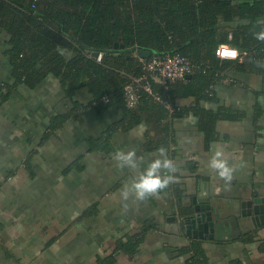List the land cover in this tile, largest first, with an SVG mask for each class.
<instances>
[{
	"label": "crops",
	"instance_id": "obj_1",
	"mask_svg": "<svg viewBox=\"0 0 264 264\" xmlns=\"http://www.w3.org/2000/svg\"><path fill=\"white\" fill-rule=\"evenodd\" d=\"M0 5H5L7 12H0V94L11 96L0 102V264H98L96 259L110 255L116 241L127 234L140 235L145 241L141 251L127 261V255L118 252L117 264H186L188 257L179 251L195 239L185 234L183 217L193 214L194 197L197 204L211 206L216 222L214 239L199 240L209 264H264V224L255 227L251 217L242 213L244 202L264 196V76L250 71L247 52L237 45L242 58L231 61L226 77L214 85L216 101L200 105L224 116L217 120L212 140L189 110L194 100L177 101L188 113L174 121V134L164 149L170 159L178 150L180 157L174 161L178 166L186 162L195 166L196 174L180 181L183 197L178 200L173 190L167 189L144 200L131 195L124 200L120 193L159 156L158 149L145 145L158 142L161 133L142 123L127 133L114 134L109 154L93 152L88 139L99 138L124 117L116 109L98 114L93 108L61 129L49 131L52 117L64 115L72 107L65 96L70 87L52 76L34 89L18 85L10 57L13 35L7 25L19 7L7 0H1ZM239 11L233 22L222 17L220 30L229 42L235 37L242 45L250 23ZM62 53L68 59L75 56L70 51ZM80 99L87 102L89 94L83 90ZM217 146L236 169L227 182L207 167ZM117 149L135 150L143 159L135 168H121L114 159ZM52 155L64 167L55 175L57 181L89 171L95 174L98 186L100 182L110 186L101 195L92 184L93 195L77 193L70 210L73 215L64 221L44 218L43 210L52 211L50 205L61 198L69 210L66 198L48 197L38 190L46 182L44 172ZM77 161L79 167L70 170ZM109 189L112 192L106 194ZM115 204L117 211L102 217ZM249 209L253 211L254 205L245 208ZM76 242L88 246L84 256L73 257L75 249L70 246Z\"/></svg>",
	"mask_w": 264,
	"mask_h": 264
},
{
	"label": "trees",
	"instance_id": "obj_2",
	"mask_svg": "<svg viewBox=\"0 0 264 264\" xmlns=\"http://www.w3.org/2000/svg\"><path fill=\"white\" fill-rule=\"evenodd\" d=\"M7 1L19 7L18 14H11L7 25L8 32L13 35L10 57L18 85L25 84L34 89L52 76L59 79L62 86L70 87L65 96L72 107L64 115L52 117L49 131L59 130L69 121L79 119L89 108L98 114L109 109L123 114L124 117L99 138L88 139L93 152L109 154L114 134L118 131L127 133L142 123L156 127L161 133L158 142H148L146 148H168L174 134V121L188 113L177 105L179 99L185 98L194 100L189 110L201 120V130L212 140L217 134V120L224 116L218 117L201 109L200 105L216 101L214 85L226 77L225 72L232 64L230 60L217 57L220 45L241 47L248 54L250 71L264 76V41L257 40L254 35L264 23V0ZM236 1L241 3L237 6ZM4 6L0 5L1 13H7ZM238 10L240 16L250 23L244 30L247 37L242 45L235 37L229 42L228 36L220 30V19L223 17L233 22ZM116 44L151 51L149 59L166 55L190 59L195 68L185 82L172 85L168 90L154 86L156 92L173 104V113L149 101L146 96L137 107L128 108L125 87L132 77L141 75L143 59L136 53H116ZM61 50L70 51L75 56L68 59ZM93 52L103 54L102 62L92 57L90 53ZM83 90L89 94L85 103L80 99ZM10 97V94H0V102H6ZM104 98L109 102L105 103ZM179 157L178 150H174L172 160ZM78 162L73 163L70 170L79 167ZM176 166V180L165 190H173L180 200L183 197L180 181L196 172L191 162ZM144 241L140 235H123L116 241L111 254L99 256L97 263L117 264L118 252L129 259L134 258ZM179 254L188 257L186 264H209L200 241L191 240Z\"/></svg>",
	"mask_w": 264,
	"mask_h": 264
},
{
	"label": "clouds",
	"instance_id": "obj_3",
	"mask_svg": "<svg viewBox=\"0 0 264 264\" xmlns=\"http://www.w3.org/2000/svg\"><path fill=\"white\" fill-rule=\"evenodd\" d=\"M254 35L257 40L264 41V23L261 24L260 30ZM221 47L225 46L222 45ZM227 58L236 60L242 57L238 49L232 48L227 52ZM165 151L163 147L158 149L159 156L148 164L139 178L133 179L130 187L126 186L124 188L120 193L124 200H127L130 195L137 200H144L150 196L158 195L176 180L177 166L172 159L167 158ZM114 159L118 162L119 167L132 169L137 167L138 161H142L143 158L138 157L135 150L122 151L117 149L114 151ZM207 167L226 182L233 178L236 170L235 166L230 165L224 158V151L219 146L213 150Z\"/></svg>",
	"mask_w": 264,
	"mask_h": 264
},
{
	"label": "built area",
	"instance_id": "obj_4",
	"mask_svg": "<svg viewBox=\"0 0 264 264\" xmlns=\"http://www.w3.org/2000/svg\"><path fill=\"white\" fill-rule=\"evenodd\" d=\"M221 46L216 52L217 57L222 60L233 61L227 58V52L235 47L230 44H223L225 46L223 48ZM102 59L103 54L100 53L97 60L102 62ZM194 68L190 59L181 55L154 56L149 60L143 59L141 75L132 77L125 87V100L128 108L137 107L143 96H146L149 101L162 105L173 113L175 111L173 104L167 102L161 93L156 92L154 86L168 90L172 85L185 82L194 72ZM103 101L105 103L109 102L107 98H104Z\"/></svg>",
	"mask_w": 264,
	"mask_h": 264
},
{
	"label": "rangeland",
	"instance_id": "obj_5",
	"mask_svg": "<svg viewBox=\"0 0 264 264\" xmlns=\"http://www.w3.org/2000/svg\"><path fill=\"white\" fill-rule=\"evenodd\" d=\"M62 51L63 50H61V52ZM102 126H104V124ZM69 148L72 149L71 147H68V149ZM49 161H50L49 166L46 167L44 172V174L46 173L47 176L45 180L46 182L43 183V186L40 184L38 190H44L46 192V196L48 197H54L56 195L64 196L66 198V206L70 209L68 210L65 208L63 200L61 198V201L59 200L54 201V204L50 205L52 211H50V209L48 212H46L47 209L43 210L44 218L47 217L50 218L53 217V219L60 218L61 220L64 221L66 218H69L73 215V213H71L70 210L74 204L73 201L74 198L77 196V193H79L83 197L84 194L86 193L87 196L93 195L92 193L94 192L95 189L91 190L92 188L91 184L96 185L97 193L99 195H101L104 191H106L110 187L109 183L106 182H100L98 186V180L96 179L95 174L89 171H87L85 174L80 176L68 177L64 180L57 181L55 179V175H57L61 170H63L64 167H62V163L58 162L54 155H52V157L49 158ZM40 186L42 188H40ZM109 192H112V189H109V191H107L106 194H108ZM107 202L109 203L110 199H108ZM116 207L117 205L115 204L113 207L108 208L107 211L102 215V217H107L108 215H111L112 213L116 212L117 211L115 209ZM84 247H88V246L83 242H79V243L76 242L75 244L70 246L71 249H75V253L73 254V257L80 255L84 256L85 254ZM124 259L125 261H127L128 260L127 256H125Z\"/></svg>",
	"mask_w": 264,
	"mask_h": 264
},
{
	"label": "water",
	"instance_id": "obj_6",
	"mask_svg": "<svg viewBox=\"0 0 264 264\" xmlns=\"http://www.w3.org/2000/svg\"><path fill=\"white\" fill-rule=\"evenodd\" d=\"M116 53L125 52V53H136L142 59H149L152 55L151 51H146L137 48H126L123 44H116L115 45ZM92 57L97 58L99 54L97 52L90 53ZM190 78V76L188 77ZM194 204H195V211L196 215L191 217L184 218V225L187 226L188 236L190 237L192 233L196 235L199 233L200 239H214L215 237V229H216V222L213 219V214L210 211L211 206L209 205H200L197 204V198L194 197ZM254 205L253 211L249 209V211L245 210L246 207L251 208ZM207 209L208 212L205 214H201L202 210ZM243 215L251 217L255 227H259L264 224V196L259 197L256 196L254 200L244 202L242 204ZM201 214V215H200ZM191 219V220H189ZM205 233V236L202 234Z\"/></svg>",
	"mask_w": 264,
	"mask_h": 264
},
{
	"label": "flooded vegetation",
	"instance_id": "obj_7",
	"mask_svg": "<svg viewBox=\"0 0 264 264\" xmlns=\"http://www.w3.org/2000/svg\"><path fill=\"white\" fill-rule=\"evenodd\" d=\"M208 211H207V209H205V210H202L200 213L201 214H203V213H207ZM192 213V211L190 212V214ZM188 214V215H185L184 216V218H187V217H191V216H193V215H196L197 213H196V211H195V206H194V210H193V214ZM200 214V215H201ZM183 218V219H184ZM189 220H191V219H189ZM184 231H185V234L187 235L188 234V231H187V226H185L184 225ZM202 234L203 235H205V233L204 232H202ZM188 236V235H187ZM189 237V236H188ZM189 238H194L196 241H199V240H202V239H200V237H199V233H196V235L194 234V233H192V235L189 237Z\"/></svg>",
	"mask_w": 264,
	"mask_h": 264
}]
</instances>
